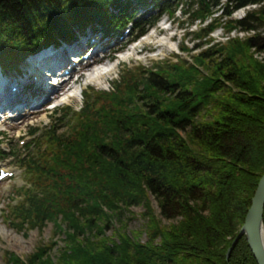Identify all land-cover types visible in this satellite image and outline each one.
Segmentation results:
<instances>
[{
	"label": "trees",
	"instance_id": "1",
	"mask_svg": "<svg viewBox=\"0 0 264 264\" xmlns=\"http://www.w3.org/2000/svg\"><path fill=\"white\" fill-rule=\"evenodd\" d=\"M144 1L0 0V62L13 64L93 22L121 29L124 10ZM151 1L160 4V14L188 13L191 23L204 22L220 3L222 17L255 5L234 24L264 28V0ZM260 47L259 35L226 47L195 82H187L186 72L141 69L135 77L122 72L103 100L96 90L85 93L73 120L64 130L50 128L42 154L30 159L34 190L27 191L24 208L32 226L51 219L56 226L62 216L71 230L69 244L57 263L38 252L26 260L11 253L5 263L256 264L244 236L229 258L226 252L264 173V61L250 54ZM89 115L94 123H87ZM99 125L108 129L100 132ZM135 203L144 207L146 240L131 239L124 230L117 241L103 236L88 246L78 240L84 231L97 237L111 221L120 223Z\"/></svg>",
	"mask_w": 264,
	"mask_h": 264
},
{
	"label": "rangeland",
	"instance_id": "2",
	"mask_svg": "<svg viewBox=\"0 0 264 264\" xmlns=\"http://www.w3.org/2000/svg\"><path fill=\"white\" fill-rule=\"evenodd\" d=\"M255 7V5L240 7L234 10L231 15L222 17L223 7L222 3H220L215 7L213 14L204 22L197 20L194 23L190 22L188 13H184L183 11H177L173 17L168 16L166 13L145 35L133 43L127 52L122 53L121 57L117 60L120 63L114 61L107 67H96L91 70L88 69L90 71H84L78 80L79 84H70L71 87L69 89L66 88L65 92L63 91L64 95H61L62 97L60 96L62 98L60 103L70 104L72 107L78 108L82 99L81 91L89 86H91L92 90H96L99 98L103 100L105 97V94H103L104 90L109 88L111 81H116L121 78L122 72L128 73V77H135V74H139L141 69L152 70L153 72H158L159 70L162 73H166V71L175 73L177 71L176 74L186 72L184 77L189 80L187 82H195L199 77L208 74L209 69L207 66L210 62L213 63L212 60L218 61L222 57V54L228 52L225 49L226 47H229L228 50H230L237 44L244 42L248 37L257 35L264 36V28L261 26L257 30L252 28L244 30L234 24L236 20L246 15L248 10H252ZM214 17L218 18L215 23L212 21ZM210 24L214 26L205 33V30ZM201 28H204L201 32L203 35L201 37L196 36V32H200ZM134 46L140 51L139 54H134L132 49ZM250 54L253 59L264 61V47L261 49L252 48ZM208 55L211 57H208ZM60 61L58 59L59 63ZM95 69L99 72L98 75L93 74ZM23 80L26 81V79ZM189 83L187 85L190 87ZM73 88L75 89V96L66 99V92H69ZM96 106L105 109V106L100 103ZM49 113V109H45L43 112L37 114L30 113L25 118H22L23 120L18 119L14 121L4 115L0 118V131L4 132L3 141L14 143L13 133H23L26 124L44 129L45 126L54 123V118L50 117ZM105 113L108 115L106 109ZM203 114L204 112L197 118L200 119ZM96 117L101 118V115L98 114ZM87 118L88 124L94 120L90 115ZM99 128L100 132L106 131L108 126L99 125ZM69 153L71 151L67 154ZM63 159L67 161L66 158ZM22 179V175L20 177L16 176L12 180L0 184V212L3 211V214L10 212L8 204L13 205L18 201V198L13 193L14 186L19 184ZM153 203L156 204L154 199ZM155 204L153 205L156 208V212H158ZM143 211L144 207L142 204L135 203L129 206L128 211H124L120 223L111 221L112 224L108 223L109 225L106 226L104 232L98 234L97 237L84 231V234L80 233L77 238L79 241L90 246L91 241L94 242L103 236H106L112 241H117L119 239L118 231L124 230V233L131 237V239L144 241L147 236L145 233L146 219L143 216ZM2 216L1 214L0 264H7L4 259L7 253L16 254L22 260H26L32 253L36 252L40 253L43 257L48 256L52 262L57 263L62 256L61 254H63L64 248L69 244L68 238L71 236L69 235L71 230L67 227V221L60 215L57 220L55 219L56 226L53 223L54 220L51 219L47 220L42 226H25L23 224L22 226L19 225L20 227L18 223H13V221L20 222L21 219L14 218L10 222L8 219L10 218L9 215H6L4 218ZM164 221L165 223L168 222V220ZM101 222L105 223L106 220H102ZM99 225L101 226L100 222ZM38 247H42V249L40 251L36 250Z\"/></svg>",
	"mask_w": 264,
	"mask_h": 264
},
{
	"label": "water",
	"instance_id": "3",
	"mask_svg": "<svg viewBox=\"0 0 264 264\" xmlns=\"http://www.w3.org/2000/svg\"><path fill=\"white\" fill-rule=\"evenodd\" d=\"M264 173L260 177L250 206L236 238L228 248L226 257L229 258L233 247L241 236H244L256 264H264Z\"/></svg>",
	"mask_w": 264,
	"mask_h": 264
},
{
	"label": "bare ground",
	"instance_id": "4",
	"mask_svg": "<svg viewBox=\"0 0 264 264\" xmlns=\"http://www.w3.org/2000/svg\"><path fill=\"white\" fill-rule=\"evenodd\" d=\"M93 74H96V75L99 74V72L97 71V69L94 70ZM74 92H75V91H71V93H74Z\"/></svg>",
	"mask_w": 264,
	"mask_h": 264
}]
</instances>
